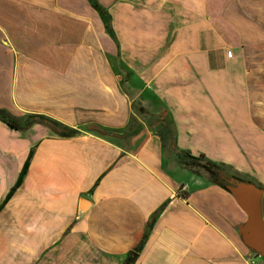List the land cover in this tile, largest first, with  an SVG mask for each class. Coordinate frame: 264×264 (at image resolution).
<instances>
[{"label":"crops","instance_id":"crops-1","mask_svg":"<svg viewBox=\"0 0 264 264\" xmlns=\"http://www.w3.org/2000/svg\"><path fill=\"white\" fill-rule=\"evenodd\" d=\"M97 1L114 39L88 0H0V110L78 130L0 120V205L32 152L0 264H264L178 158L252 181L264 213V0Z\"/></svg>","mask_w":264,"mask_h":264},{"label":"trees","instance_id":"trees-1","mask_svg":"<svg viewBox=\"0 0 264 264\" xmlns=\"http://www.w3.org/2000/svg\"><path fill=\"white\" fill-rule=\"evenodd\" d=\"M88 2L90 3V5L97 11V13L99 14V17L101 18L105 30L107 32V34L114 39V35H113V31L111 29L110 26V16L108 14V12L106 11V9L104 7H102L99 2L97 0H88ZM0 120L3 121L4 123H6L7 125H9L12 128L18 129V130H23L28 128L30 125H32L33 123H39L42 124L46 127H48L50 130H52L53 132H55L56 134L60 135V136H71L75 133H77L78 130L73 129V128H68L66 126H63L62 124H60L59 122L41 115V114H30L27 115L24 120L22 122H19L18 120H15L12 116H10L7 112L0 110ZM166 124L169 126V134L171 137V143L174 144V129L172 128V123L165 121ZM100 133H106L104 131L99 130ZM31 151L28 154V157L26 159V161L24 162V165L22 167V169L20 170V173L14 183V185L10 188L9 192L6 194L2 204L0 205V209L1 207L8 201V199L11 197V195L14 193V191L17 189V187L21 184L26 171H27V167H28V163H29V159L31 157ZM180 156H178L179 158V162L187 169H189L190 171H192L195 174H199V175H206L208 181H210L211 183L217 184L223 188L226 189V181L230 178H235L237 180H245V179H240L237 176H234L230 173H228L226 171V169L218 163L212 162L208 159H206L202 154L195 156V155H191L188 151H180ZM246 181H250V180H246ZM252 182V181H250ZM163 208V206H161V208L159 210H157V212L155 214H153V216L151 217V219L149 220V223L146 227V230L144 232L143 238L146 236L150 225L152 223V221L155 219L156 215L160 212V210ZM264 215V213H263ZM142 244V240L141 243L139 244V246ZM257 256L258 254L255 253ZM264 260V258H263ZM133 262V258L131 256H128L124 262V264H132Z\"/></svg>","mask_w":264,"mask_h":264},{"label":"water","instance_id":"water-1","mask_svg":"<svg viewBox=\"0 0 264 264\" xmlns=\"http://www.w3.org/2000/svg\"><path fill=\"white\" fill-rule=\"evenodd\" d=\"M226 188L245 215L237 229L242 243L264 258L263 189L250 181L235 178L226 181Z\"/></svg>","mask_w":264,"mask_h":264},{"label":"rangeland","instance_id":"rangeland-1","mask_svg":"<svg viewBox=\"0 0 264 264\" xmlns=\"http://www.w3.org/2000/svg\"><path fill=\"white\" fill-rule=\"evenodd\" d=\"M238 177V176H237ZM238 178H240V179H245V180H248V179H246V178H242L241 176L240 177H238Z\"/></svg>","mask_w":264,"mask_h":264}]
</instances>
